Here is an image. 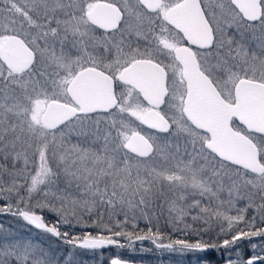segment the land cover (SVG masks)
Segmentation results:
<instances>
[{
    "label": "snow or ice",
    "instance_id": "6c2138e0",
    "mask_svg": "<svg viewBox=\"0 0 264 264\" xmlns=\"http://www.w3.org/2000/svg\"><path fill=\"white\" fill-rule=\"evenodd\" d=\"M0 214L89 250L264 237V0H0ZM0 264L59 262L0 225Z\"/></svg>",
    "mask_w": 264,
    "mask_h": 264
},
{
    "label": "rangeland",
    "instance_id": "374dc122",
    "mask_svg": "<svg viewBox=\"0 0 264 264\" xmlns=\"http://www.w3.org/2000/svg\"><path fill=\"white\" fill-rule=\"evenodd\" d=\"M241 206H243V204H241ZM44 214H50L54 218H57L53 213L47 210L44 211ZM254 214V211L250 210L248 216L251 217ZM85 219L87 218L85 217ZM0 225L5 229L12 230L20 237L31 238L33 241L42 243L45 248H50L59 264H66L69 260L71 264H102V255L97 252L89 251L85 253L84 251V253H81L75 248H67V246L58 239H54L48 234L35 230L18 217H13L10 214H0ZM91 228L92 227H87L86 229L90 230ZM180 228H183L182 224ZM217 233L218 228L213 225L212 231L204 234L203 239L207 240L210 238L214 241ZM185 238L194 241L199 237L194 235L186 236L180 232V236L177 239ZM253 244L256 245L254 249L252 247ZM241 251L247 253L248 256L246 259L243 258ZM111 252L114 254L113 258L119 257L123 262L128 264H226L230 257L234 260L241 261L247 260L253 255L264 257V237L243 238L240 240V243H237L228 250L218 248L212 258H207L205 252L189 250L180 251L178 247L175 250L156 249L154 247H144L140 243L130 245L127 250L114 248ZM257 264H261V262L258 261Z\"/></svg>",
    "mask_w": 264,
    "mask_h": 264
},
{
    "label": "trees",
    "instance_id": "16d2710c",
    "mask_svg": "<svg viewBox=\"0 0 264 264\" xmlns=\"http://www.w3.org/2000/svg\"><path fill=\"white\" fill-rule=\"evenodd\" d=\"M154 211L156 213H162L161 215H159V225H160V230L162 233H164L165 235V239H164V243H168L169 242V237L171 239H177L179 236H180V231H175L173 230V228L167 223V219H168V215H167V211H166V207L165 208H155ZM45 216V219L47 222L49 223H54L56 221L57 218H54L52 215L50 214H44ZM75 220H72L71 223L72 225L74 224V226L70 227L69 225H61L60 227V230L63 232V231H68L70 233V235L72 236H81L85 233H92L93 235H96L98 234V230L96 228H91L90 230H87L85 227H82V226H76V222ZM156 221H153V227L155 225ZM67 226V227H66ZM148 227L149 225L144 221V220H140L139 221V228L136 230V234L137 235H145L147 234L148 232ZM198 227H202V225H198ZM131 230V229H129ZM155 230V228H154ZM134 238V237H133ZM120 243L122 245H124L123 247H116L118 249H124V250H127L130 245L134 244V243H131L127 238L125 237H120L118 238ZM196 239V238H195ZM210 238H208L207 240H209ZM59 240V239H58ZM61 241V243H64L62 240H59ZM151 239H144V240H141V241H138L136 243H140L142 244L144 247H154L152 244H151ZM215 242V241H214ZM237 243H240V241H238ZM65 244V243H64ZM67 246V248H73V246L71 245H68V244H65ZM114 250V248H110L108 249L107 251H102V252H97L98 254L102 255V264H108L107 262H109V260L111 258L114 257V254L111 252V250ZM218 248H210V252L208 253H205L206 257L207 258H212L214 253L217 251ZM78 250V249H77ZM79 252L81 253H84V251L82 252V250H78ZM86 252H89V251H85ZM242 253V256L243 258H247V253L246 252H243L241 251ZM133 263V262H132Z\"/></svg>",
    "mask_w": 264,
    "mask_h": 264
},
{
    "label": "water",
    "instance_id": "95a60500",
    "mask_svg": "<svg viewBox=\"0 0 264 264\" xmlns=\"http://www.w3.org/2000/svg\"><path fill=\"white\" fill-rule=\"evenodd\" d=\"M32 227V226H31ZM33 228V227H32ZM35 229V228H34ZM36 230V229H35ZM37 231H39V230H37ZM54 239H57V238H55V237H53ZM144 240V239H143ZM138 241H141V240H137V239H135V238H133L130 242L131 243H135V242H138ZM151 244L155 247V248H157V249H167V248H160V247H157L156 246V244L155 243H153V241H151ZM165 244H167V243H165ZM115 247H117V246H115V245H111V246H105V247H103V248H100V249H95V250H89V249H82V248H79V247H77V249H80V250H88V251H105V250H107V249H109V248H115ZM197 252H206V253H208V252H210V248L209 249H207V250H204V251H197ZM111 260V259H110ZM109 264H110V261L108 262ZM124 264H128V263H125L124 262Z\"/></svg>",
    "mask_w": 264,
    "mask_h": 264
}]
</instances>
